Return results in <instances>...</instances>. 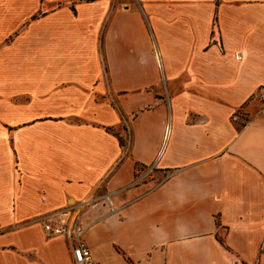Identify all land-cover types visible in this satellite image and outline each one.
Returning <instances> with one entry per match:
<instances>
[{"label": "crops", "instance_id": "obj_1", "mask_svg": "<svg viewBox=\"0 0 264 264\" xmlns=\"http://www.w3.org/2000/svg\"><path fill=\"white\" fill-rule=\"evenodd\" d=\"M259 101L264 0H0V264H264Z\"/></svg>", "mask_w": 264, "mask_h": 264}, {"label": "built area", "instance_id": "obj_2", "mask_svg": "<svg viewBox=\"0 0 264 264\" xmlns=\"http://www.w3.org/2000/svg\"><path fill=\"white\" fill-rule=\"evenodd\" d=\"M114 211V209H112ZM44 230L49 237H65L75 264H98L85 241V227L78 215H75L67 223H59L49 217H42Z\"/></svg>", "mask_w": 264, "mask_h": 264}, {"label": "rangeland", "instance_id": "obj_3", "mask_svg": "<svg viewBox=\"0 0 264 264\" xmlns=\"http://www.w3.org/2000/svg\"><path fill=\"white\" fill-rule=\"evenodd\" d=\"M259 105H260L259 107H262V106H264V103H262V102L259 101ZM249 119H250V116L247 115V114H246L245 112H243V111H240V112H239V116L236 118L238 124H244V123L247 122ZM144 171H147V170H144ZM148 173H149V172H147V174H148ZM161 178H163V176L160 177V180H161ZM158 182H159V181H158ZM1 220H2V221H1ZM4 220H5V219H0V232L9 229V226H8L9 223H8V224H3V223H4ZM37 220H40V219H34V221H37Z\"/></svg>", "mask_w": 264, "mask_h": 264}, {"label": "trees", "instance_id": "obj_4", "mask_svg": "<svg viewBox=\"0 0 264 264\" xmlns=\"http://www.w3.org/2000/svg\"><path fill=\"white\" fill-rule=\"evenodd\" d=\"M245 124V123H244ZM244 124H241V125H244Z\"/></svg>", "mask_w": 264, "mask_h": 264}]
</instances>
